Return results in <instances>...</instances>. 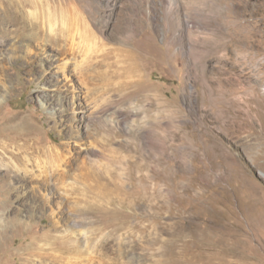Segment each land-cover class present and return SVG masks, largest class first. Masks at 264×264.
Returning a JSON list of instances; mask_svg holds the SVG:
<instances>
[{
  "label": "rangeland",
  "instance_id": "374dc122",
  "mask_svg": "<svg viewBox=\"0 0 264 264\" xmlns=\"http://www.w3.org/2000/svg\"><path fill=\"white\" fill-rule=\"evenodd\" d=\"M38 1L69 15L0 11V130L78 184L0 190V264H264V0Z\"/></svg>",
  "mask_w": 264,
  "mask_h": 264
},
{
  "label": "bare ground",
  "instance_id": "6f19581e",
  "mask_svg": "<svg viewBox=\"0 0 264 264\" xmlns=\"http://www.w3.org/2000/svg\"><path fill=\"white\" fill-rule=\"evenodd\" d=\"M15 1L16 0H12V2L10 3H5L4 5H1L0 11L4 15V17L6 19L8 18L10 19L11 17H14L15 24L22 23L24 25L22 27L23 29L28 27L29 29L38 30L39 33L37 35L39 36L44 33V29L42 27V24L44 25L43 19L47 20L48 18L47 29L50 35H53L55 32V26H56V23H55L56 20L53 17L59 11H61L62 17L69 15V10H65L63 8L60 9L58 6H51V5L45 8L41 5V2L38 0L36 1L30 0L29 2L28 0L24 1L27 4H29L28 6L34 8V10H31V11L26 10L27 5L25 6L24 4L22 5V2L18 3ZM194 3H195V0H192V5H194ZM72 13L74 16L72 18L71 23H74V21L78 22L79 25H81V29L84 30L85 25L87 26V24L82 19H76L75 18L76 14L74 11H72ZM29 17H32L34 21L31 20ZM27 18L31 20V23L28 24ZM22 19H24L25 22L24 21L21 22ZM134 28H135L134 25L130 23L127 26L128 30L131 29V31L129 32H134L135 31ZM80 37L86 38L88 37V35L80 36ZM127 38L129 41L126 44L129 49L130 41L133 40L134 36L127 35ZM56 44H58L57 41L54 42L52 46ZM113 50H117V49H113ZM119 55H120V52L118 56ZM80 74H81L80 77L83 82L88 81L87 80L88 78L84 71L83 73H80ZM2 90L3 88L0 86V97H2L1 99L4 100V96H2L3 95ZM19 128L21 131L15 132V133H10L7 130H0V141H1V138L7 137V141L11 143L9 147L7 145L6 147L2 148V151L0 154V172H4V178H0V190L3 187L6 188V192H8L9 196L13 194L12 192H15V193L19 192L17 187L12 185V179L18 178L20 179L21 183H24L27 185L29 183H32L34 180H36L40 185L46 188H48V186H50L51 184V188L49 187L48 189L49 194L46 195L47 199L45 200L50 199L51 201L53 197H49V196H55L57 194L56 192L60 194H64V195H70L69 191L70 190L72 191L75 188L76 184H78L77 177H79V176H76V179H74L72 182H69V183L64 181V179H69V173L64 172L65 168H68V167L73 168L72 158L67 157L66 155H63V152L65 151H62L61 147L50 146L48 148H45V147H40L38 142L33 141L32 143H30L29 140L32 139L33 133L29 130L25 132L22 131L25 128L24 123L19 124ZM21 142H23V144H21ZM42 156H46L48 158L47 162L43 161ZM9 174H12L13 177L12 178L9 177ZM6 177L8 178V180H6ZM42 191H43L42 188L37 187L33 189L31 194L29 195H31L33 199H41L43 197ZM9 198L10 197L7 198V203L10 201ZM77 204L78 202L69 203V205L72 206L73 210H76L77 207L80 208V205H82V203L80 205L79 204L77 205ZM7 206H9V204H7ZM82 213L84 212L81 211V214ZM4 220L2 222H5ZM32 248L33 246L27 248L24 251H29V250L33 251Z\"/></svg>",
  "mask_w": 264,
  "mask_h": 264
}]
</instances>
